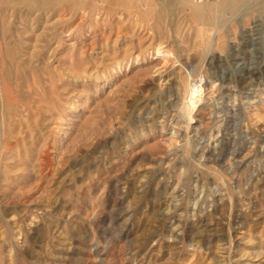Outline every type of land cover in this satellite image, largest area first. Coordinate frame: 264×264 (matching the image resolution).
Listing matches in <instances>:
<instances>
[{
  "label": "rangeland",
  "instance_id": "1",
  "mask_svg": "<svg viewBox=\"0 0 264 264\" xmlns=\"http://www.w3.org/2000/svg\"><path fill=\"white\" fill-rule=\"evenodd\" d=\"M224 1L17 20L0 41V264H264V0Z\"/></svg>",
  "mask_w": 264,
  "mask_h": 264
},
{
  "label": "bare ground",
  "instance_id": "2",
  "mask_svg": "<svg viewBox=\"0 0 264 264\" xmlns=\"http://www.w3.org/2000/svg\"><path fill=\"white\" fill-rule=\"evenodd\" d=\"M94 0H0V26L3 27L2 29H7V32L5 34H1L0 31V41L1 39L6 38V33H9L12 35V31L14 30V25L19 19L21 23L27 24L29 23L30 19L28 17V14H35L34 18H31L33 23H39L41 19L48 13V12H54L59 8V5L66 6L71 9H77L78 8H85L92 10L94 8ZM99 2H107V7L106 10L109 11L111 6V3H116L118 0H95ZM167 1V0H166ZM170 1V0H169ZM235 4V0H225L222 3V6L224 7H229L233 6ZM104 5V4H102ZM201 5V4H200ZM208 6L204 7L206 13L203 15L204 18L206 19H214L215 18V13L217 12V7L216 6ZM216 5V3H215ZM59 6V7H58ZM101 7V6H100ZM60 9V8H59ZM58 9V10H59ZM221 9V8H220ZM65 10V9H64ZM105 10V9H104ZM113 10V9H112ZM194 12V11H193ZM57 13V12H56ZM195 13V12H194ZM219 13V12H218ZM196 14V13H195ZM217 14V13H216ZM76 15V14H75ZM219 15V14H218ZM74 16V15H73ZM199 16V15H197ZM32 17V16H31ZM53 17V16H52ZM45 19V18H44ZM218 19V18H217ZM50 20V19H49ZM48 20V21H49ZM18 21V22H19ZM218 21V20H217ZM41 24V23H40ZM25 26V27H26ZM18 27V24H17ZM20 27V26H19ZM33 27V26H32ZM22 32V31H21ZM26 33V32H24ZM23 35V34H22ZM9 38V37H8ZM7 38V39H8ZM10 41V40H7ZM5 43V42H4ZM11 49V48H10ZM12 50V49H11ZM9 50V51H11ZM16 52V50H15ZM170 53V52H169ZM5 54V52H4ZM9 56V55H8ZM11 56H13L11 54ZM10 56V57H11ZM18 57V56H17ZM256 71V70H255ZM252 73V72H251ZM1 77L4 79H7V71L6 70H1ZM189 82V81H188ZM168 83V82H167ZM169 84V83H168ZM198 84V83H197ZM189 85V84H188ZM195 85V84H194ZM190 87V86H189ZM195 87V86H194ZM196 88V87H195ZM9 90V89H8ZM194 90V89H193ZM3 92V91H2ZM10 93V92H9ZM188 93V92H187ZM191 93V92H189ZM10 95V94H9ZM13 95V94H12ZM190 95V94H189ZM3 96V95H2ZM10 98V97H8ZM189 99V98H188ZM181 109V108H180ZM190 114V113H189ZM192 120V119H191ZM191 124V123H190ZM182 131V130H181ZM184 135H182V132L180 130H177V134L174 137H171L168 139L171 142H180L181 138H183ZM170 142V143H171ZM174 144V143H173ZM179 144V143H178ZM173 147V146H171ZM174 150V149H173Z\"/></svg>",
  "mask_w": 264,
  "mask_h": 264
}]
</instances>
